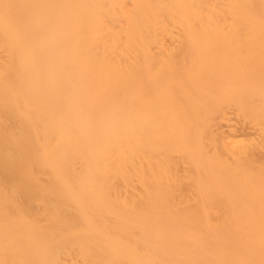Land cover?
<instances>
[{"label": "bare ground", "instance_id": "bare-ground-1", "mask_svg": "<svg viewBox=\"0 0 264 264\" xmlns=\"http://www.w3.org/2000/svg\"><path fill=\"white\" fill-rule=\"evenodd\" d=\"M0 264H264V0H0Z\"/></svg>", "mask_w": 264, "mask_h": 264}]
</instances>
